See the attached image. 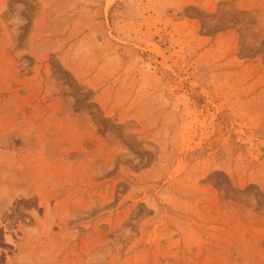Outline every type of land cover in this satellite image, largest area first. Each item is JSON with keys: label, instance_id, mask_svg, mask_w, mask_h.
Here are the masks:
<instances>
[{"label": "rangeland", "instance_id": "obj_1", "mask_svg": "<svg viewBox=\"0 0 264 264\" xmlns=\"http://www.w3.org/2000/svg\"><path fill=\"white\" fill-rule=\"evenodd\" d=\"M0 264H264V0H0Z\"/></svg>", "mask_w": 264, "mask_h": 264}]
</instances>
